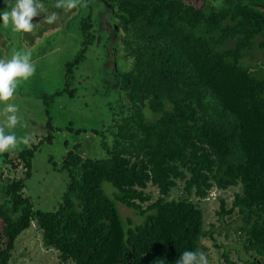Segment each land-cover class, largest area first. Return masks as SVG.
<instances>
[{"label": "trees", "instance_id": "obj_1", "mask_svg": "<svg viewBox=\"0 0 264 264\" xmlns=\"http://www.w3.org/2000/svg\"><path fill=\"white\" fill-rule=\"evenodd\" d=\"M107 2L133 63L113 141L105 158L67 154L68 189L50 212L25 195L39 145L7 158L13 175L23 165L26 176L0 186V264H10L33 223L66 264H175L185 250H206L204 238L216 240L202 201L234 188L231 206L219 196L218 214L240 222L238 261L264 264V64H243L256 49L264 54V0ZM81 23L87 45L68 64L71 75L94 41L92 13ZM118 203L142 221L126 223ZM222 257L239 264L230 249Z\"/></svg>", "mask_w": 264, "mask_h": 264}, {"label": "rangeland", "instance_id": "obj_2", "mask_svg": "<svg viewBox=\"0 0 264 264\" xmlns=\"http://www.w3.org/2000/svg\"><path fill=\"white\" fill-rule=\"evenodd\" d=\"M216 4L220 0H210ZM46 11L34 19L35 28L31 33H17L11 26L5 27L0 21V57L22 48L32 54L36 65L35 74L18 88L10 103L18 108L19 123L6 132L17 136L31 133L32 142L18 149L0 153V186L7 178H23L26 168L20 165L13 175L7 158L16 159L19 154L34 145H39L32 159V169L25 179V195L30 198L35 210L54 211L62 202L68 189V171L63 162L70 151L84 158H105L107 145L113 141L109 129L115 120V112H120L127 104L123 92L122 75L132 70V61L124 58L122 41L110 36L107 23L120 32L119 22L111 18L106 0H87L88 6L69 12L52 7L54 0H43ZM0 0V11L7 7ZM56 12L58 19L53 24L44 20L46 14ZM92 13L94 41L87 46L85 60L68 74V64L74 62L78 53L87 45L86 36L81 31L83 18ZM110 13V14H109ZM108 17V19H106ZM112 28V30H113ZM114 28V29H115ZM110 32V33H109ZM264 64V54L260 49L243 61V64ZM68 74V75H67ZM4 103L0 102V110ZM4 117L0 114V121ZM27 127H24V125ZM51 136V141L44 140ZM106 142V144H104ZM3 174V175H1ZM107 194L114 198V186L104 183ZM239 188L224 192L214 190L209 198L202 201L205 211L206 228L214 231V237L204 238V250L209 264H225L222 254L231 250V257L238 261V250L242 251L237 227L240 222L222 219L219 196L227 199L229 206ZM180 195L179 191L173 197ZM0 192V202L4 200ZM178 198V197H177ZM118 208L126 223H140L141 217L132 209L118 203ZM225 246V247H224ZM10 264H66L55 250L43 246L42 235L33 223L18 240Z\"/></svg>", "mask_w": 264, "mask_h": 264}, {"label": "clouds", "instance_id": "obj_3", "mask_svg": "<svg viewBox=\"0 0 264 264\" xmlns=\"http://www.w3.org/2000/svg\"><path fill=\"white\" fill-rule=\"evenodd\" d=\"M7 7L0 11V21L5 27L17 33H31L34 28V19L46 11L43 0H5ZM87 6V0H54L52 7L65 12ZM56 12L46 14L44 20L48 24L57 21ZM36 72V65L32 61V54L22 48H14L10 54L0 57V102L4 107L0 110L3 121H0V153L18 149L21 145L27 146L32 140L31 133L17 136L6 129L15 128L19 123V108L15 103H10L16 95L21 84L31 78ZM24 127H27L25 124ZM163 264V261H160ZM175 264H209L208 257L201 250H185Z\"/></svg>", "mask_w": 264, "mask_h": 264}, {"label": "flooded vegetation", "instance_id": "obj_4", "mask_svg": "<svg viewBox=\"0 0 264 264\" xmlns=\"http://www.w3.org/2000/svg\"><path fill=\"white\" fill-rule=\"evenodd\" d=\"M107 1V0H106ZM107 4L109 5V11H111V9H110V4L107 2ZM110 14V13H109ZM112 17L111 18H115L117 21H118V19L115 17V15H114V13L111 11V14H110ZM106 19H108V17L106 18ZM119 22V21H118ZM106 25H107V28H108V30L111 32V35L110 36H114L113 38L115 39V37H116V39L118 40V37H119V35H120V33H122V32H120L117 28H113L111 25H110V23L108 22L107 23V21H106ZM112 28H113V30H112ZM109 32V33H110Z\"/></svg>", "mask_w": 264, "mask_h": 264}]
</instances>
